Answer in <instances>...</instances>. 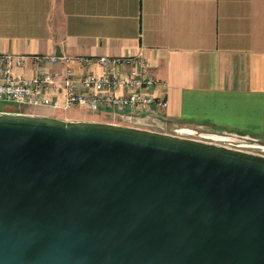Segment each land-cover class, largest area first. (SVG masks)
Returning a JSON list of instances; mask_svg holds the SVG:
<instances>
[{
	"label": "water",
	"instance_id": "water-1",
	"mask_svg": "<svg viewBox=\"0 0 264 264\" xmlns=\"http://www.w3.org/2000/svg\"><path fill=\"white\" fill-rule=\"evenodd\" d=\"M242 133L0 110V264H264Z\"/></svg>",
	"mask_w": 264,
	"mask_h": 264
},
{
	"label": "crops",
	"instance_id": "crops-1",
	"mask_svg": "<svg viewBox=\"0 0 264 264\" xmlns=\"http://www.w3.org/2000/svg\"><path fill=\"white\" fill-rule=\"evenodd\" d=\"M0 51H142L149 71L165 80L163 107L117 112L109 106L25 104L27 112L170 132L230 129L243 132L233 135L242 146H264L257 137L264 135V0H0ZM67 65L76 74L103 70L63 59L40 64L32 56L17 70L31 75L42 68L61 77ZM51 94L63 101V84ZM17 106L14 111L23 110Z\"/></svg>",
	"mask_w": 264,
	"mask_h": 264
},
{
	"label": "built area",
	"instance_id": "built-area-1",
	"mask_svg": "<svg viewBox=\"0 0 264 264\" xmlns=\"http://www.w3.org/2000/svg\"><path fill=\"white\" fill-rule=\"evenodd\" d=\"M30 56L40 64L63 59L78 61L83 65L100 64L103 70L76 74L73 67L67 65L61 77L59 71L42 68L26 75L17 67L25 66ZM149 65L150 61L142 51L91 55L0 51V100L63 107L83 105L90 109L109 106L117 111L163 107L168 103L166 95L160 91L165 80L153 75L148 69ZM58 83L63 84L66 92L63 101L51 94ZM219 141L230 144L237 140Z\"/></svg>",
	"mask_w": 264,
	"mask_h": 264
},
{
	"label": "rangeland",
	"instance_id": "rangeland-1",
	"mask_svg": "<svg viewBox=\"0 0 264 264\" xmlns=\"http://www.w3.org/2000/svg\"><path fill=\"white\" fill-rule=\"evenodd\" d=\"M17 104H20V105H22V107H20V109L22 110V111H26L27 109H29V108H27V107H25L26 105L25 104H27V103H16V102H14V101H11V100H0V110H3V109H9V110H15V109H17L18 108V106H17ZM68 109H72V107L71 108H68ZM63 110V109H62ZM67 110V109H66ZM115 111H117L116 109H115ZM27 112V111H26ZM118 112V111H117ZM96 116H98L97 114H96ZM99 117V116H98ZM128 124V123H127ZM209 128H213V127H209ZM221 130V129H220ZM201 133H202V131L201 130H199V129H197L196 131H194V132H190V133H188V132H185V134L186 135H191V136H196V137H202L201 136ZM259 139H260V141L261 142H264V135H261V136H257ZM229 140H238V139H233V138H231V137H229ZM236 142H238V141H236ZM246 146H248V145H246ZM246 146H244V147H246ZM248 148V147H247ZM249 149H251V150H254V151H257V152H262V153H264V146H263V148L261 147V148H258V147H251V148H249Z\"/></svg>",
	"mask_w": 264,
	"mask_h": 264
}]
</instances>
